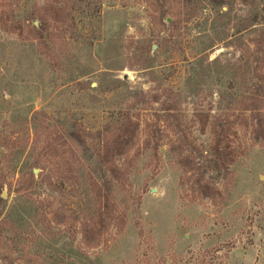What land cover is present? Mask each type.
<instances>
[{
	"label": "rangeland",
	"instance_id": "rangeland-1",
	"mask_svg": "<svg viewBox=\"0 0 264 264\" xmlns=\"http://www.w3.org/2000/svg\"><path fill=\"white\" fill-rule=\"evenodd\" d=\"M88 1L97 14L82 0H0V133L30 126L35 111L40 123L91 133L127 113L138 128L132 148L115 158L127 174L122 184L89 147L76 165L53 136L39 137L32 152L53 177L76 166L94 174L125 213L124 226L114 218L86 243L70 216L78 205L69 189L16 191L26 149L14 169L0 163L2 218L11 226L0 237V264H264V134L256 136L243 83L246 63L262 55L264 0ZM42 18L37 39L28 21ZM259 114L264 124V107ZM215 129L235 158L226 170L207 171L212 190L204 197L172 147L181 142L204 162ZM39 201L47 217L37 220ZM64 212L67 224L57 223Z\"/></svg>",
	"mask_w": 264,
	"mask_h": 264
},
{
	"label": "trees",
	"instance_id": "trees-1",
	"mask_svg": "<svg viewBox=\"0 0 264 264\" xmlns=\"http://www.w3.org/2000/svg\"><path fill=\"white\" fill-rule=\"evenodd\" d=\"M82 1L87 5V11H89V13H98L99 6L90 4L88 0ZM208 1H211V3L218 2V0ZM28 22L31 23L30 31L34 37L42 39V34L45 31V27H43L45 19H40L38 26L34 25L30 20ZM256 43L259 47L257 52L262 55L261 57L257 56L252 62L249 61L246 63L244 72H247V68H251V75L249 79L244 80L245 82L243 81V83L250 84V86H247V89L249 87L248 90L250 94L247 98H244L250 102L248 109L252 113L253 119L256 120L254 123V131L256 136H258L259 133L264 134V124L261 123L259 114L260 109L264 107V28H262ZM237 85L238 82L231 83L232 88ZM38 113L39 111L33 113L30 126L21 125L8 135L0 133V148L4 150L0 155V163H8L12 169H14L12 166L13 161L27 149V154L24 158L25 163L22 165L16 180V191L33 190L40 184H45L49 191H58L62 193V195H64L63 191L65 189H69L67 196L73 199L78 205L77 210L73 211L70 216L73 220L79 221L80 225H82L83 240L86 241V243H88L87 240L94 237L92 236L93 233L102 232V230L107 229L114 218L119 219L120 229H122L125 223V213L116 212L111 201V194L109 193L108 186L99 183L95 179L94 174L90 172L82 173L79 167L76 166V168L70 172L65 169L64 172L57 176L54 175L55 177H53L46 174L49 166L44 164L41 158L33 157L32 152L36 149V143L39 141V137L43 135H48L49 137L53 136L61 141V145L65 149H68L72 157L71 164L74 163L76 165V163L78 164L81 162L78 152L80 150H86V148L89 147L109 179L116 184H122L126 180L127 174L125 170L115 164V158L124 155L134 145L138 123L133 121L127 113L119 111L111 116L110 122L101 130L91 133L85 132L81 128L68 127L65 125L55 127L45 121L40 123L38 118H36ZM17 132H22L20 138L18 136H13ZM31 133L33 134L30 135ZM214 134L216 136L215 140L217 145L212 148L214 150V154L212 153L213 157L208 158V160L204 162H196V160L191 158L193 157L191 154H184L185 150L182 149L183 143L181 142H178L172 147V152H174L176 157V163L184 169L185 173H190L189 178L193 181L196 192L201 193L204 197H211L212 190L209 181L205 178L207 171L211 169L226 170L228 165L231 164L235 158L234 152L228 145L222 146L224 141L223 134L219 133L216 129L214 130ZM31 137L33 144L28 149L27 144ZM3 139L9 141L10 145L4 144L5 141ZM157 145L159 144L155 142L153 148H157ZM60 157L63 158L62 154ZM37 166H40L42 171H45V175H42L40 179L36 178L32 169ZM2 187L3 184L0 182V237L6 238L9 237L10 234L9 231L6 230L8 229L7 227L10 226V223L8 220L2 218V207L4 206V200L1 195ZM34 216L37 220L41 219L40 217H47L40 201L35 206ZM69 219L68 215H65L64 212L60 220L56 222L67 224ZM89 234H91V236H89ZM96 234L99 235L98 233Z\"/></svg>",
	"mask_w": 264,
	"mask_h": 264
},
{
	"label": "water",
	"instance_id": "water-1",
	"mask_svg": "<svg viewBox=\"0 0 264 264\" xmlns=\"http://www.w3.org/2000/svg\"><path fill=\"white\" fill-rule=\"evenodd\" d=\"M152 48H155V46H153ZM37 170H38V169H34V170H33L34 174L37 173ZM4 197H5V195H4V193H2V198H4Z\"/></svg>",
	"mask_w": 264,
	"mask_h": 264
}]
</instances>
